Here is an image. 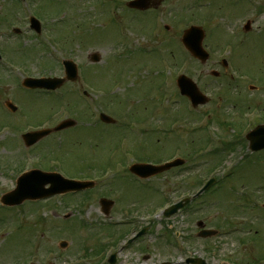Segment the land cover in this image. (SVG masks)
Listing matches in <instances>:
<instances>
[{"label":"rangeland","instance_id":"1","mask_svg":"<svg viewBox=\"0 0 264 264\" xmlns=\"http://www.w3.org/2000/svg\"><path fill=\"white\" fill-rule=\"evenodd\" d=\"M56 1L58 5H51L50 1L47 4L52 8L58 6V14L53 9L55 21L48 8L44 15L51 17V22L47 20L50 31L57 36H67L66 49L55 47L48 53L39 43L33 42L34 45L26 40L18 43V51V46L8 48V51L13 50L9 54L15 60L26 62L25 73L36 77L62 76L59 66L46 63L47 55L57 58L58 63L63 59H73L83 68V74H88L94 83L105 86L102 88L109 93L105 97L106 93L98 89L93 91L85 83L69 84L71 86L63 90L66 96L71 95L66 104L74 108L72 93L86 90L98 103V113L91 105L94 120L99 119V112H103L122 125L126 118L129 120L135 115L146 119L144 129L149 136H135L131 131L118 132L102 124L89 128L85 121L91 118L90 112L87 107L80 106L86 102L81 100L80 105L76 104V115L72 118L78 116L77 108H82L85 116L79 125L85 128L47 137L29 151L30 156L26 155L24 143L20 141L21 150L10 154L8 151L16 149L26 126L37 125L48 115L51 105L57 108L66 101L62 97L21 89L16 98L24 113L20 133L10 132L5 144H0V198L16 188L21 171L40 170L33 157L54 158L59 166L62 165L65 176L75 175V159L65 156L74 139L82 141L87 138L92 143L100 139L90 153L85 145H78L75 152L93 154L97 158L98 169H105L111 161L121 160L126 151L155 162L180 155L186 163L184 167L148 181L147 185L153 190L141 188L133 177H127L129 173L125 171L118 175L126 178L120 182L124 189L120 190L122 193L111 191L109 182L117 180V175L108 177L110 179L90 191L93 199L82 208L73 200L71 205H66L69 197H54L37 204L23 203L17 208L0 207V264H18L22 257L20 264L28 260L34 264L77 262L82 258L76 255L84 254L85 248L93 249L100 241L103 244L108 242L104 240L111 234L105 229L107 222L125 221L126 214L121 213V202L125 197L122 194L131 200L123 208L137 210L143 207L140 214L134 213L129 218L135 221L127 227L129 238L143 229L146 233L131 246L124 247L125 242L119 243L114 252L115 264H187V258H200L206 264H248L249 259L264 256V152L253 155L245 138L257 125L264 124V110H259L260 115L256 116L250 109L252 106L264 108V0H164L162 7L149 15L125 10L127 0H120L123 4L118 8L104 7L101 0ZM110 2L114 3V0ZM192 8L200 9L197 14L201 16H192ZM113 12L116 19L112 18ZM154 16L160 19L159 29ZM178 18L180 21L175 23ZM192 18L200 23H187ZM247 22H251L252 28L246 32L244 26ZM191 25L201 26L206 31L204 45L211 58L205 65L191 63L185 56L181 37ZM166 27L170 30L167 31ZM94 53L101 56L99 64H92L89 60V55ZM172 55V60H169ZM181 57L183 65H180ZM224 58L230 64L228 71L221 65ZM161 59L172 72L165 80L163 78L159 90ZM233 67L244 76H240ZM213 71L219 73L218 78L211 76ZM234 71L237 74L232 78ZM182 74L191 78L210 97L208 105L192 110L181 100L175 81ZM116 81L113 93L110 85ZM229 84L231 92L226 91ZM253 87L256 90L252 91ZM114 95L119 97L120 110L109 106L115 103ZM62 114L65 115L64 112ZM4 119L6 117L0 113V123ZM166 128L170 131L164 133ZM153 129L164 134L156 135L152 133ZM95 134H98L97 138H90ZM203 135L209 148L200 142ZM122 141L127 142L124 149L120 148ZM217 149L221 152L213 154ZM207 151L211 152L210 156ZM220 153L223 155L218 161ZM3 159L7 164L2 163ZM50 164L46 161L45 168ZM44 171L49 172L47 169ZM50 171L58 172L56 169ZM211 178L220 182L210 190L220 184L222 178L225 180L221 187L218 185L214 191L199 197L192 208H184L169 219L161 214L162 190L173 203L181 199L180 194L187 192L191 184L194 186L198 181L206 183ZM186 194L190 193L183 196ZM103 198L115 202L110 219L105 217L99 203ZM66 214L73 216L65 220L63 216ZM198 222H204L206 230H215L218 235L199 238L202 229L197 226ZM232 222L238 227L232 229L227 226ZM250 226L254 229L246 231L245 228ZM256 232L259 233L253 246L243 245L242 240L253 237ZM30 241L31 244L28 243ZM61 242H66V249H61ZM27 246L31 247L29 253L25 251ZM83 264L90 263L86 261ZM98 264L108 262L98 258Z\"/></svg>","mask_w":264,"mask_h":264},{"label":"flooded vegetation","instance_id":"2","mask_svg":"<svg viewBox=\"0 0 264 264\" xmlns=\"http://www.w3.org/2000/svg\"><path fill=\"white\" fill-rule=\"evenodd\" d=\"M41 3V7L43 8L44 0H28L29 8L33 14H35L34 9ZM23 12L24 9L21 6V0H0V52L3 61L5 60L6 62L4 64L0 62V104L5 108V112H3L2 114L5 117L9 118L4 119L0 123V141L6 140V138L8 137L6 135H3V132L6 128H9L10 132H12L13 134H17L18 132H20L19 128L21 126L22 120L21 117L14 118L17 112L12 113L4 106L8 104V102H11L13 105H18V102H16V98L19 94V90L22 88V80L15 76L13 71L8 67V64L11 66H16L15 57L9 54V52L13 50L8 51V48L13 49V47L18 46V43L20 42L19 37H22L25 34H30L29 36L31 37H28L25 40L29 39L33 42L38 41V35L36 34V32L28 29L29 24L26 23V18ZM18 50L19 46L17 51ZM132 120L133 118L129 120L126 118L122 125H120L116 121V123L114 124V129L118 132L131 131L135 136H138L139 134L145 136V130L142 129L141 131L139 129L141 124H136ZM53 124V126L56 125L55 123ZM124 139H127L125 135ZM96 143H98L97 140H95L94 145H91L90 149L87 150L88 153L91 152V149L95 148ZM75 152L76 151L70 150L66 153V156L75 159V169L79 171V175L74 176L72 179L80 181H98V176H101L102 169H98L97 158L94 157L93 154H75ZM124 165L125 164H123L122 166ZM97 186L98 183L96 182V188ZM111 191L117 192L115 188H112ZM89 193L90 191L77 193V199H81V201L89 203L93 199L92 196L89 195Z\"/></svg>","mask_w":264,"mask_h":264},{"label":"water","instance_id":"3","mask_svg":"<svg viewBox=\"0 0 264 264\" xmlns=\"http://www.w3.org/2000/svg\"><path fill=\"white\" fill-rule=\"evenodd\" d=\"M151 4L153 6H158V2L156 1H150V0H138L135 2H132L129 4L130 7L138 8V9H147L151 7ZM204 39V32L200 28L193 27L190 30H188L183 38V42L187 49L193 54V56L199 58L201 61L206 62L208 59V54L204 51L202 42ZM93 61L98 62L99 57L97 55H94L92 58ZM68 68V76L69 79L74 80L76 79V67L72 64L67 65ZM57 82V81H56ZM51 80H45V81H34L31 82L32 86L35 87H43V88H54L55 83ZM179 86L182 91L183 95L188 96L195 107L198 105L206 104L207 98L201 94L197 86L188 78L182 77L179 79ZM102 119L106 122H109L110 119L106 116H103ZM251 141V148L253 151H259L264 149V127H260L257 130H255L253 133H251L248 137ZM36 140L32 141L29 144L34 143ZM182 164V162L177 161L175 163L168 164L163 167H150L152 169V173L162 172L172 166H177ZM52 176H47L40 173H34L32 175H26L23 177V179L20 181L19 188L16 194V197L19 198L21 201L23 199L29 198V199H35L42 197V194H40L39 191H34L36 188L40 189L42 191L43 187L50 182V179H52ZM25 190V193H24ZM61 190H57L55 193H58ZM54 193V194H55ZM15 195V194H14ZM181 206H179L180 208ZM178 209L175 208L172 210V213H174ZM209 236H212L216 233L208 232ZM201 264H204L201 262Z\"/></svg>","mask_w":264,"mask_h":264}]
</instances>
